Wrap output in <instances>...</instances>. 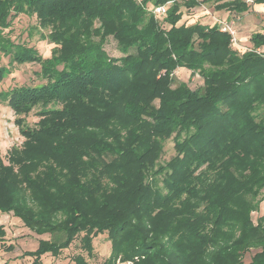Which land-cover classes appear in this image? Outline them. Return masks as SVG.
<instances>
[{"label":"trees","instance_id":"trees-1","mask_svg":"<svg viewBox=\"0 0 264 264\" xmlns=\"http://www.w3.org/2000/svg\"><path fill=\"white\" fill-rule=\"evenodd\" d=\"M206 1L0 0V48L39 63L46 79L0 92L15 113L37 107L40 117L33 127L17 118L23 147L11 150V166L0 158V211L50 233L24 252L33 264L81 232L89 252L108 233L105 264H264V214L252 216L264 201V52L240 53L219 23H179L183 6ZM163 4L160 18L152 7ZM21 14L36 15L55 45L49 57L5 35ZM110 36L120 56L106 50ZM250 40L264 50V31ZM179 67L203 85H174ZM5 73L0 67V80ZM173 134L176 154L162 163ZM5 233L0 224V239Z\"/></svg>","mask_w":264,"mask_h":264},{"label":"rangeland","instance_id":"rangeland-1","mask_svg":"<svg viewBox=\"0 0 264 264\" xmlns=\"http://www.w3.org/2000/svg\"><path fill=\"white\" fill-rule=\"evenodd\" d=\"M251 10L232 16L228 19H216L219 14L213 0L204 2L199 6L193 7L188 10L186 7H182L184 12L182 19L179 23H195L200 21L203 23H221L224 20H233L235 26L236 21L241 20V24L247 22L248 25L252 21L256 20L254 29L241 30V37L238 36V43L232 45L234 49L240 53H244L245 49L251 48L252 42L250 35L253 31H264V10L261 6L264 4H254L251 2ZM167 14V13H166ZM165 14V15H166ZM157 15L160 18L165 16ZM220 18V17H219ZM36 15L21 14L15 18L11 27L4 30L5 35H9L15 42H25L30 46H34L39 50V53L43 57H49L51 55L54 43L50 42L47 38L42 37V32L37 27ZM237 34L239 32L238 27ZM46 33V30H42ZM106 50L112 56H120L121 52L117 48V42L113 37H109L106 45ZM0 67L6 69V73L3 79L0 80V92L10 90L14 87L22 85L28 86H41L45 84L46 79L40 74L41 66L37 62H23L19 63L14 60L11 54L5 53L0 48ZM175 84L184 81L187 82L191 88H197L203 85V79L199 73L192 75V71L187 67H179L174 72ZM24 117L25 123L29 126H36L40 119L38 115V108H34L26 115H19L15 113V110L7 101H3L0 98V158L5 165L11 166L10 152L13 148L23 147L25 136L21 132L20 125L16 122L17 118ZM175 134L164 142V152L160 159L162 163L167 162L176 154L175 150ZM161 178V176H159ZM162 185V181L158 182ZM20 198H25L29 205H33L38 208V203L32 198V191L22 190ZM45 210H49L45 208ZM264 214V201L260 204L258 211L252 213L254 221H257L258 217ZM63 215V213H58ZM0 224L4 225L5 235L0 239V264H33V257L24 255L27 250H35L38 247L40 239H49L50 233L37 232L34 229H30L25 225L24 221L14 215V211H0ZM84 233L81 232L74 239L72 244L64 249L60 255L54 256L51 253H46L41 258V264H78L77 257L83 258V264H105L106 259L112 253V242L107 232L96 234L93 237V251L89 252L82 245V237ZM12 246V248H8ZM249 252L245 255V261L249 262L251 256L254 253ZM121 259V257H119Z\"/></svg>","mask_w":264,"mask_h":264},{"label":"built area","instance_id":"built-area-1","mask_svg":"<svg viewBox=\"0 0 264 264\" xmlns=\"http://www.w3.org/2000/svg\"><path fill=\"white\" fill-rule=\"evenodd\" d=\"M245 1L248 3L253 2V0H245ZM152 12L156 16L157 15H163V14L165 15L167 12V6L165 4L153 6ZM220 27H221V30L229 32V34L231 35V44L236 45L238 43V35H237V29H236V26L234 24V21L233 20L221 21ZM247 50H252V51H255L257 53L264 52V50L262 48L254 47V46H251V48L245 49V51H247ZM116 264H134V261H132V260L124 261V260L119 258L117 260Z\"/></svg>","mask_w":264,"mask_h":264},{"label":"crops","instance_id":"crops-1","mask_svg":"<svg viewBox=\"0 0 264 264\" xmlns=\"http://www.w3.org/2000/svg\"><path fill=\"white\" fill-rule=\"evenodd\" d=\"M208 1H210V0H208ZM214 2H215V5L217 4V3H221V2H224V1H226V0H213ZM207 2V1H206ZM255 4V3H254ZM256 4H258V3H256ZM262 4H264V3H260V5H262ZM215 7V6H214ZM261 9H263L264 10V6H261ZM248 10H251V7L248 9ZM247 10V11H248ZM220 12H219V14L220 15H218V17H216V19L218 20V19H228V18H231L232 16H237L238 14L240 15V14H242V13H244V12H247V11H244V12H241V13H236V12H230L229 10H227V9H220L219 10ZM220 17V18H219ZM237 17H239V16H237ZM233 18V17H232ZM217 23V22H216ZM210 24H213V23H210ZM236 24H237V26L236 27H238V30H239V32H238V36H240L241 37V35H242V33H241V30L242 31H245V30H247V29H254V27L255 26H257L256 25V20L255 21H252V23L250 24V25H248L247 24V22L245 23V24H241V20H237L236 21ZM254 32V31H253ZM252 32V33H253ZM251 33V34H252ZM250 37H251V35H250Z\"/></svg>","mask_w":264,"mask_h":264}]
</instances>
